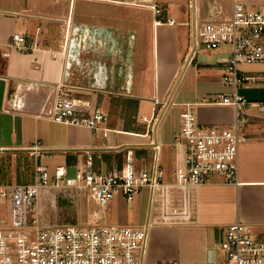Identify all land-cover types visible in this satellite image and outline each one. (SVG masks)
<instances>
[{
    "label": "crops",
    "instance_id": "obj_1",
    "mask_svg": "<svg viewBox=\"0 0 264 264\" xmlns=\"http://www.w3.org/2000/svg\"><path fill=\"white\" fill-rule=\"evenodd\" d=\"M56 1L50 0L48 6L43 0H0V157H13L17 163L25 155L37 165L48 168L43 163L46 158L59 156L65 164L58 166H66L68 174L74 176L72 167L81 163L85 154L101 158L94 164L99 171L108 173L120 167L117 160V168L108 165V161H115L114 154L122 156L126 148L134 146L137 157L143 153L145 159L138 164L150 166L154 152L149 143L156 139L163 147V113L167 106L176 104L175 86L189 66V44L185 50L183 33L184 29H187V36L189 33V0L181 5V0H70L69 29L60 28L63 18H67V7L59 8ZM90 1L102 6L113 4L114 12L100 10L101 16L108 15L113 22L104 18L100 22L78 18V2H86L84 5L89 8ZM215 1L230 13L232 0L229 6L221 0H200L201 18L209 16ZM243 1L249 5L256 3ZM42 2L46 6L41 5ZM151 4L157 9L153 10ZM122 7L150 13V23L143 22L142 16L136 14L138 11L127 14ZM131 24L135 28L129 27ZM15 33L35 37L37 48L24 53L11 47L9 41ZM116 40L121 41L118 62L110 46V42ZM91 43L102 50L100 60L90 53ZM210 51L216 58L200 64L206 76L205 91L202 94L194 91V100L183 103L182 108L186 104L194 106L201 125L226 127L234 122L235 111L232 106L218 104L217 100L220 94L232 91L222 82L230 47L202 52ZM102 61L120 67L117 72L122 77L119 73L108 79L100 73L96 75L99 68L94 66L102 68ZM247 73L260 79L239 88L240 94L251 104L244 110L248 121L242 129L245 140L240 145L238 186L218 174L199 187L176 185L174 170L177 160L183 157L181 148L174 146V137L179 131L176 130L171 135L169 148L162 150L163 183L153 189H142L132 202L116 196L109 203L111 212L114 206L119 207L121 221L126 225L150 224L147 264L221 261L224 253L220 244L227 227L238 219L251 225L258 239L264 241V112L258 109V104L264 103V70L254 69ZM73 93L87 94L89 100L86 102L90 104L96 103L100 94L137 100L139 105L134 119L146 131L125 130L124 123H105L95 132L86 126L51 120L48 114L54 102ZM145 100L152 102L151 112L143 107ZM161 102H169V105L161 108ZM158 110L161 119L154 134L150 132L152 123L147 125L144 118L152 119ZM71 159H75L74 164L69 163ZM17 169L16 173L21 176L22 168ZM25 177L26 181L21 182L32 183L34 171ZM77 195L78 189L65 185L41 188L37 204L39 223L43 226L78 223ZM139 196L145 201L139 206L142 213L138 212ZM98 217L101 219L100 215Z\"/></svg>",
    "mask_w": 264,
    "mask_h": 264
},
{
    "label": "built area",
    "instance_id": "obj_2",
    "mask_svg": "<svg viewBox=\"0 0 264 264\" xmlns=\"http://www.w3.org/2000/svg\"><path fill=\"white\" fill-rule=\"evenodd\" d=\"M199 1H188L187 62L192 63L202 51L230 47L222 82L232 91L220 94L217 103L232 106L235 119L226 127L204 126L199 123L194 106L186 104L182 108L174 146L181 148L183 157L176 162L175 183L199 187L218 174L238 186L240 145L245 140L242 129L248 121L244 110L251 104L240 94L239 88L260 79L246 75L239 67L264 64V2L249 5L243 0H232L231 11L226 13L215 1L209 16L201 18ZM152 8L156 10L157 6ZM9 45L28 53L37 48L38 41L33 36L15 33ZM167 104L161 102V108ZM88 106L75 99H57L48 117L55 122L86 126L98 132L106 123V115L97 109H85ZM258 109L264 112V103H259ZM160 116L158 110L152 119L144 118L147 125L152 123L151 133H156ZM149 146L154 152L150 166L138 164L145 162L143 153L137 157V148L131 146L123 152L122 167L114 172L102 174L88 157L87 161L72 167L74 176L68 174L66 166H57L51 178L47 167L37 165L32 183H0V201L10 204L9 221L0 219V264H147L149 223L111 225L95 212L84 225L43 226L38 220L37 204L41 188L62 185L85 189L88 200L102 208L116 196L132 202L142 189H153L164 180L162 144L152 139ZM220 248L224 253L221 261L187 264H264V241L258 239L251 225L239 219L227 227Z\"/></svg>",
    "mask_w": 264,
    "mask_h": 264
},
{
    "label": "rangeland",
    "instance_id": "obj_3",
    "mask_svg": "<svg viewBox=\"0 0 264 264\" xmlns=\"http://www.w3.org/2000/svg\"><path fill=\"white\" fill-rule=\"evenodd\" d=\"M45 1L48 6L51 4L49 3L50 0H43ZM69 1L70 0H57L56 3L58 4V7L61 8L62 6L67 7V18H63V21L61 22V29H69V19H68V5H69ZM186 0H181L179 3L180 5L183 3H185ZM226 6H229L230 4V0H221ZM252 1H256V3H260L261 1L264 0H250V2ZM187 2V1H186ZM86 2H78V6H77V17L78 18H87L91 21H101L103 18L107 21V22H113L112 19H110L108 15H103L101 16L102 12L100 10H104L107 13L110 12H114V9H116L115 7H111V5L113 4H104V6L99 5L98 2L95 1H90L87 4L90 5L89 8H86L88 6L84 5ZM41 5H45L44 2L41 3ZM110 5V6H109ZM134 5V4H133ZM149 7V5H147ZM152 4L150 5V7L152 8ZM121 9H124L125 12H127V14L131 13L134 14V12L136 13V11L128 8V7H122ZM153 9V8H152ZM154 10V9H153ZM136 14H140L142 16V20H144L143 22L145 23H150V13L148 14V12L145 11H138V13ZM128 20H126L127 22ZM91 25V24H88ZM129 27L131 28H135V26L133 24H131ZM149 28V27H148ZM186 28V27H185ZM150 29V28H149ZM184 41H185V50L187 48V45L189 44L188 41V36H187V29H184ZM117 39V38H116ZM118 41V42H116ZM114 43L112 41V43L110 42V46L111 48H113L112 53L116 55L117 59L115 58V61H119L118 56H120V42L119 40H116ZM188 43V44H187ZM107 44V42L105 43ZM96 45H98V42L96 43ZM96 45L91 43V49H90V53H93V57L94 59L100 60V54H102V50L101 49H96L98 48ZM113 45V47H112ZM93 47H95L94 51H93ZM119 49V52H118ZM209 51V50H208ZM123 52V51H122ZM117 53L119 55H117ZM83 54H85V52L83 51ZM99 55V56H97ZM107 57V56H106ZM105 57V58H106ZM104 58V59H105ZM216 58V55L210 51V52H201L200 54H198L194 60L196 61L193 65L189 64V66L185 69V71L183 72L179 82L177 83V85L175 86V92L177 94V98H176V104L172 105V106H167L164 110V119H163V123H162V136H163V147L161 149V155H162V150L166 151L169 148L170 143H172L171 141V135L176 131L179 130V126H180V113L182 111V104L185 102H191L194 100L193 96H194V91L195 92H200L202 94V92L205 91V74L202 73V69L204 66H200L201 63H207V62H211ZM108 57L105 59L107 60ZM112 59V58H111ZM101 62V61H99ZM105 62V61H104ZM94 63V62H93ZM114 63H110L108 64L107 62L103 63L102 61V68L99 67V65L97 66V64H95L94 68H99V72L96 73V75L98 73H100V75H104V77H106L107 79L110 77L111 75L114 76L115 74L117 75V70H121L120 67H117L116 65H113ZM104 70V72H102V70ZM240 70L247 73V72H251L254 69H260V70H264V64H254V65H241ZM96 69V71H97ZM116 72V73H115ZM121 74V73H119ZM248 74V73H247ZM122 77V74H121ZM101 82L102 79H101ZM103 84H105V82H103ZM68 96V97H67ZM65 95L66 99H75V100H79L88 104V108H85L87 110L93 111L96 109H101L105 112L106 115V123H113V124H123L125 119L122 116V112H121V106L119 105L122 104L123 101H126L125 98H122L121 96L118 95H113V94H109L108 97L105 96V94H100V97L98 98V101L96 103L90 104V102H86L88 101V97L87 94H77V93H73V95ZM94 102L95 100L92 99ZM125 104V102H123ZM124 104H122L124 106ZM147 107L146 109L151 112L152 109V102L150 101H146L145 100V104L143 105V107ZM145 109V108H144ZM131 120L136 121V119L131 118ZM127 122V121H126ZM137 123V122H136ZM141 124H136L135 125V130L138 131V129H144V131H146L145 127L142 125V127H139ZM138 128V129H137ZM114 154V153H112ZM86 158L83 157L81 158L83 162L87 161L88 157H91V162L92 164L95 166L94 162H96V159H101L99 157H97L95 155L94 159V155L92 154H85ZM114 160L110 163V161H108V165H110L112 168H117L118 165L116 163V160L118 158V154H114ZM103 156V155H102ZM47 160H45L43 163L45 165L48 166L49 169V173L51 175V178L54 176L55 174V169L56 166L60 165V164H65L64 161L62 160L61 157L59 156H54L53 158H46ZM112 158H108V160H111ZM161 160L162 157H161ZM16 160L13 157H6V156H2L0 157V179H1V184L4 185H10V184H18V183H23L21 181H26L25 180V176L28 174H32L33 171H35L37 164L35 163V161L31 158H28L27 156H21V158H19V160L17 161V163L15 162ZM114 162V163H113ZM21 166V167H20ZM17 168H22L21 169V176L19 174H17L16 172L18 171ZM96 168V166H95ZM102 174H106V171H101ZM52 182H50L51 184ZM140 197V196H139ZM137 198L140 202L138 204V212L142 213V207L139 208V206L142 204L144 205L145 201H144V197H140ZM78 201L77 203V222L80 225H84L87 224L89 221V218H91V214L97 212L98 215L101 216V219L106 220V222L108 224L111 225H126V223H123L121 220V216L119 213V207L114 206V210L111 212L110 208H108V206L106 208H102L100 206H98L93 200H88V196H87V192L85 189H78V195H77V199ZM143 200V201H142ZM114 204L116 205V202H114ZM74 210V209H73ZM130 217L133 218V214L129 213ZM9 216H10V204L6 201H0V219L1 218H6L7 221H9Z\"/></svg>",
    "mask_w": 264,
    "mask_h": 264
},
{
    "label": "trees",
    "instance_id": "obj_4",
    "mask_svg": "<svg viewBox=\"0 0 264 264\" xmlns=\"http://www.w3.org/2000/svg\"><path fill=\"white\" fill-rule=\"evenodd\" d=\"M123 102H125V104ZM123 102L122 104H124V106L119 103V105L121 106L122 116L125 119L123 128H125V130L127 129L128 131H130V129L135 130V127L133 126L136 125V121L131 120V118L134 119V116H136L135 114L138 111L139 102L137 100H131V99H126V101H123ZM141 130L143 131L144 129H141ZM117 161H118V164H120L119 168H121L122 167V156L121 155L118 156ZM69 163L74 164L75 159L69 160Z\"/></svg>",
    "mask_w": 264,
    "mask_h": 264
}]
</instances>
